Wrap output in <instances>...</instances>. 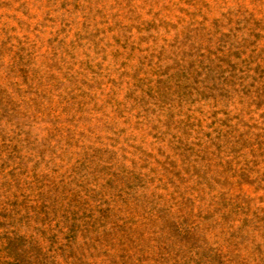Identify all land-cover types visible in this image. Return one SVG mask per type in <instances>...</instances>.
Segmentation results:
<instances>
[{
  "label": "rangeland",
  "instance_id": "rangeland-1",
  "mask_svg": "<svg viewBox=\"0 0 264 264\" xmlns=\"http://www.w3.org/2000/svg\"><path fill=\"white\" fill-rule=\"evenodd\" d=\"M0 264H264V0H0Z\"/></svg>",
  "mask_w": 264,
  "mask_h": 264
}]
</instances>
